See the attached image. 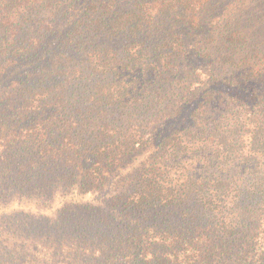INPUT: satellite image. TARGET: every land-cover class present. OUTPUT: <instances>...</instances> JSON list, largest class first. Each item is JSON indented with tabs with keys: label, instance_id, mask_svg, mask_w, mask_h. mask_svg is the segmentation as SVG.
Returning a JSON list of instances; mask_svg holds the SVG:
<instances>
[{
	"label": "trees",
	"instance_id": "trees-1",
	"mask_svg": "<svg viewBox=\"0 0 264 264\" xmlns=\"http://www.w3.org/2000/svg\"><path fill=\"white\" fill-rule=\"evenodd\" d=\"M0 264H264V0H0Z\"/></svg>",
	"mask_w": 264,
	"mask_h": 264
}]
</instances>
